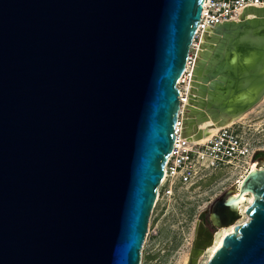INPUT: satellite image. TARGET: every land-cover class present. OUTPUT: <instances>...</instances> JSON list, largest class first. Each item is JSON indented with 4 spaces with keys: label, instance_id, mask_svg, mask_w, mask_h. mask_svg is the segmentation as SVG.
Masks as SVG:
<instances>
[{
    "label": "water",
    "instance_id": "obj_1",
    "mask_svg": "<svg viewBox=\"0 0 264 264\" xmlns=\"http://www.w3.org/2000/svg\"><path fill=\"white\" fill-rule=\"evenodd\" d=\"M203 2L0 0V264L140 263ZM246 12L202 34L186 128L264 100V8ZM238 189L211 214L233 229L206 264H264V170Z\"/></svg>",
    "mask_w": 264,
    "mask_h": 264
},
{
    "label": "rangeland",
    "instance_id": "obj_2",
    "mask_svg": "<svg viewBox=\"0 0 264 264\" xmlns=\"http://www.w3.org/2000/svg\"><path fill=\"white\" fill-rule=\"evenodd\" d=\"M236 124L240 126L243 135L249 138L250 161L255 151L264 150V100L247 113L242 122ZM205 175L206 178L198 183L196 189L188 192L173 190V196L169 199L159 197L158 191L148 219L139 264H186L190 259L199 215L209 209L210 202L220 197L222 191H230L234 187L231 173L209 169ZM244 218L241 216L236 223H242ZM222 228L226 230L230 226ZM208 261V255L202 254L196 264H206Z\"/></svg>",
    "mask_w": 264,
    "mask_h": 264
},
{
    "label": "built area",
    "instance_id": "obj_3",
    "mask_svg": "<svg viewBox=\"0 0 264 264\" xmlns=\"http://www.w3.org/2000/svg\"><path fill=\"white\" fill-rule=\"evenodd\" d=\"M247 8H264V0H204L187 65L192 64L194 55H191V51H196L203 33L218 24L239 21ZM182 100L180 94V105ZM179 115L180 112L178 117ZM178 117L174 127L175 140L164 166L163 177L166 176L167 181L161 185V180L157 189L159 197L171 198L173 190L182 189L188 192L196 189L198 183L206 178L207 168L212 171H226L227 174L232 171L233 175L230 177L233 180L232 185H237L238 181L246 176L247 164L249 165L248 162H250L248 161L249 144L247 143L249 138L243 135L240 126L236 124L220 128L215 136L201 145L188 143L181 139ZM251 158L252 156L250 160ZM204 160L209 162L208 167H204ZM224 194L222 191L219 196Z\"/></svg>",
    "mask_w": 264,
    "mask_h": 264
},
{
    "label": "bare ground",
    "instance_id": "obj_4",
    "mask_svg": "<svg viewBox=\"0 0 264 264\" xmlns=\"http://www.w3.org/2000/svg\"><path fill=\"white\" fill-rule=\"evenodd\" d=\"M248 9V8H247ZM246 9V10H247ZM245 10V11H246ZM246 15V16H244ZM242 17H245V18H251L252 17V13L250 12H246V14L244 13ZM193 51V50H192ZM192 51H191V55H195L193 51V54H192ZM194 57V56H193ZM193 59V58H192ZM186 73L185 75L180 79L179 81V85H178V89L180 91V94H181V98L183 99L182 100V103L180 105V109H179V112H180V115L178 117V122H179V132H180V137L182 140H186L188 141V143H198V144H205L207 141H209V139L213 136H215V134L217 133V131L220 129V128H223V127H230L232 125H236V123H240L242 122L245 118H246V114L249 113L250 111H253L254 109L250 110L249 112L241 115L240 117L232 120L231 122L227 123L226 125H223V126H219V125H215L213 124L209 119L208 120H205L204 122H201L199 123L198 125H191L190 128H186V122H187V119H182L181 117V113H185L184 115H188V114H191V119L192 117H194L193 115H195V112H191V110H189L188 108L190 107V105L192 106V101H194V99L196 98L195 96L192 97V99L189 101L190 104L187 105V102H188V92L190 91V89H192L190 87V84H189V74L191 72V65H187L186 68ZM185 86H182L184 85ZM182 86V87H181ZM193 93H195V90L193 91ZM192 93V94H193ZM260 105V104H259ZM183 108L184 109H187L185 110L186 112H183ZM190 120V119H189ZM183 121V123H182ZM183 124V126L181 127V125ZM206 160H204L203 162V165L204 167H208L209 166V162H205ZM248 168L246 169V176L251 173V172H254L258 169L256 168H253L252 165H247ZM209 170V168H207V171ZM263 170V169H261ZM232 175H233V172L231 171L230 172ZM244 176L242 178V180L246 177ZM242 180L240 179L237 183V185H234V188L231 187L230 191H231V194H234L233 198L237 196L238 194V188L240 187L241 183H242ZM167 181V178L166 176H164L162 178V182H161V185L164 184L165 182ZM233 186V185H232ZM158 191L157 190V194H158ZM247 195V192L244 191L242 192L240 195H239V198H237L236 200H233V198L230 200V204L232 203H236L235 207L237 208V210L239 211L240 214L244 215V211L245 209L247 208V205H249L250 203H252L253 201V197L252 195L246 197ZM157 198V196H156ZM159 198V197H158ZM170 197L166 198V199H169ZM237 201V202H236ZM243 202V203H242ZM242 220V219H241ZM247 220V218H244V221H242V223H244L245 221ZM242 223H238V224H242ZM232 226V225H231ZM228 229H223L222 227H218V230L219 229H223V230H219V232L216 234V236L214 237V240H213V244L211 246H209L210 248L203 250V255H208V260L214 255V253L217 251V249H219V247L221 246V243H222V240L223 238L228 234V233H231L232 232V229H233V226ZM206 251V252H205ZM191 254V253H190ZM186 264H189V259L187 261Z\"/></svg>",
    "mask_w": 264,
    "mask_h": 264
},
{
    "label": "flooded vegetation",
    "instance_id": "obj_5",
    "mask_svg": "<svg viewBox=\"0 0 264 264\" xmlns=\"http://www.w3.org/2000/svg\"><path fill=\"white\" fill-rule=\"evenodd\" d=\"M250 165L255 166L256 169L264 170V150L255 151L252 154V158L250 160ZM228 191H225L224 193H227ZM251 194H247L246 197L250 196ZM229 197V196H228ZM220 197L214 199L212 202H210L209 209L203 211L197 221V225L195 227V235L196 233H199L201 235L200 241L207 242L210 238H214L218 232V228L214 227L211 223L210 217L213 211L221 212L219 209H217V200ZM222 214V213H220ZM245 217L244 215L240 214V217ZM195 237V236H194Z\"/></svg>",
    "mask_w": 264,
    "mask_h": 264
}]
</instances>
